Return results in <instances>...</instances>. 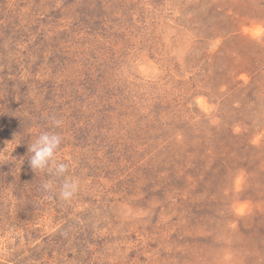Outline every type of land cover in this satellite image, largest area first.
Wrapping results in <instances>:
<instances>
[{"label": "rangeland", "instance_id": "1", "mask_svg": "<svg viewBox=\"0 0 264 264\" xmlns=\"http://www.w3.org/2000/svg\"><path fill=\"white\" fill-rule=\"evenodd\" d=\"M0 150V264H264V0H0Z\"/></svg>", "mask_w": 264, "mask_h": 264}, {"label": "clouds", "instance_id": "2", "mask_svg": "<svg viewBox=\"0 0 264 264\" xmlns=\"http://www.w3.org/2000/svg\"><path fill=\"white\" fill-rule=\"evenodd\" d=\"M63 121L52 117V126L54 128L62 127ZM63 137L54 131H43L28 145L29 164L32 170L37 174H47L62 180L59 186L58 195L64 200L72 199L78 191V181L69 176V165L61 162L58 158ZM4 150V149H3ZM3 150H0L2 152ZM11 155V153H9ZM45 191H52V183L42 185Z\"/></svg>", "mask_w": 264, "mask_h": 264}]
</instances>
